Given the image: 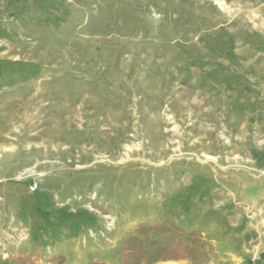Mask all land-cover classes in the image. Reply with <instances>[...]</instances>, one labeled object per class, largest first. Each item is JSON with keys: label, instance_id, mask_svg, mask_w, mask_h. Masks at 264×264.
<instances>
[{"label": "rangeland", "instance_id": "374dc122", "mask_svg": "<svg viewBox=\"0 0 264 264\" xmlns=\"http://www.w3.org/2000/svg\"><path fill=\"white\" fill-rule=\"evenodd\" d=\"M0 28V264L264 262V0H0Z\"/></svg>", "mask_w": 264, "mask_h": 264}, {"label": "trees", "instance_id": "16d2710c", "mask_svg": "<svg viewBox=\"0 0 264 264\" xmlns=\"http://www.w3.org/2000/svg\"><path fill=\"white\" fill-rule=\"evenodd\" d=\"M4 34H6V31H5L4 29H1V28H0V36H2V35H4Z\"/></svg>", "mask_w": 264, "mask_h": 264}, {"label": "built area", "instance_id": "2783aa9c", "mask_svg": "<svg viewBox=\"0 0 264 264\" xmlns=\"http://www.w3.org/2000/svg\"><path fill=\"white\" fill-rule=\"evenodd\" d=\"M29 189H30L31 191L35 190V185H30V186H29Z\"/></svg>", "mask_w": 264, "mask_h": 264}, {"label": "crops", "instance_id": "0c3cea01", "mask_svg": "<svg viewBox=\"0 0 264 264\" xmlns=\"http://www.w3.org/2000/svg\"><path fill=\"white\" fill-rule=\"evenodd\" d=\"M11 260H13V259H11ZM167 263H172V264H173V262H166L165 264H167ZM261 264H264V262H263V263H261Z\"/></svg>", "mask_w": 264, "mask_h": 264}, {"label": "bare ground", "instance_id": "6f19581e", "mask_svg": "<svg viewBox=\"0 0 264 264\" xmlns=\"http://www.w3.org/2000/svg\"><path fill=\"white\" fill-rule=\"evenodd\" d=\"M167 264H172V263H167Z\"/></svg>", "mask_w": 264, "mask_h": 264}]
</instances>
